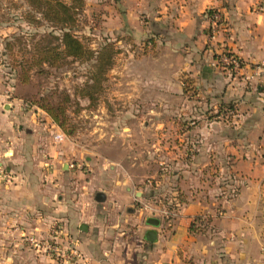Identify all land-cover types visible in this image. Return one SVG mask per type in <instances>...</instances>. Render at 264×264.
Listing matches in <instances>:
<instances>
[{
	"label": "crops",
	"instance_id": "0c3cea01",
	"mask_svg": "<svg viewBox=\"0 0 264 264\" xmlns=\"http://www.w3.org/2000/svg\"><path fill=\"white\" fill-rule=\"evenodd\" d=\"M254 2L98 0L89 4L93 10L100 3L107 33L127 34L147 49L141 48L137 57L138 66L146 68H131L121 75L130 77L124 90L132 108L160 114L161 121L178 113L179 121L194 126L182 135L186 153H193L191 160L169 166L175 174L166 190L179 209L172 227L162 222L154 229V242L145 239L150 227L138 226L133 235L105 227L87 203L77 214L76 204L68 199L72 170L63 158L66 154L52 147L45 132L51 120L45 115L46 123L40 124L0 90V171L9 178L0 177V264H58L40 260L22 242L25 234L49 237L55 223L62 230L58 241L65 246L72 242L82 257L67 264H264L262 232H250V224L245 225L256 218L258 206H264V73L253 71L255 66L264 67V14L253 11ZM210 10L221 15L213 35ZM221 48L243 60L240 74L232 75L215 64ZM227 106L231 111L223 113ZM201 175L210 180H200ZM177 179L188 183L181 185ZM97 193L104 196L102 201L95 200ZM97 193L95 202L107 204L110 214L120 213L124 204L150 201L145 192L130 193L128 188L113 201L104 192ZM214 206H221L222 220L229 225L217 232H193L194 219L202 212L213 218ZM124 235L134 241L123 239Z\"/></svg>",
	"mask_w": 264,
	"mask_h": 264
},
{
	"label": "rangeland",
	"instance_id": "374dc122",
	"mask_svg": "<svg viewBox=\"0 0 264 264\" xmlns=\"http://www.w3.org/2000/svg\"><path fill=\"white\" fill-rule=\"evenodd\" d=\"M64 2L70 4L71 1ZM97 2L83 0L75 31L77 38L93 52L107 44L117 51L109 69L104 74L102 70L99 72L100 79L95 84L92 78L98 77V64L94 60L81 62L68 58L40 63L36 47L50 42L52 48L56 41L47 39L43 43L42 39L57 32L43 22L34 23L28 15L31 14L34 20L39 16L30 12L25 0H0V90L2 96L8 94L7 100L16 99L23 111L40 124L46 123L41 106L61 103L66 108L69 131L51 121L46 124L45 132L52 147L66 154L63 158L69 167L72 166L67 179V186H70L68 199L76 204L77 214H81L84 203H87L86 208L101 216L105 227L113 226L116 233L120 230L130 232L127 235H133L138 226L141 229L149 227L145 224L146 218H155L172 227L173 214L179 206L177 200L168 198L171 194L166 190L167 181L175 174L169 166L191 160L193 153H186L182 135L194 126L188 127L179 121L178 113L170 120L161 121L160 114L152 115L147 110L143 113L141 109L132 108L131 98L124 90L130 77L121 75L127 74L131 68L145 69V66H138L140 58L137 57L147 49L140 43H133L127 34L107 33L105 22L99 15L101 8L97 5L100 3L95 4L93 10L89 5ZM56 129L66 136L63 144L58 146L52 143ZM200 180L210 179L201 175ZM179 183L186 185L188 182ZM126 188L130 193L145 192L150 201L124 204L120 213L110 214L107 204H98L94 200L97 192H104L106 198L113 201L120 198V191L126 193ZM112 204L109 203L110 207ZM258 208L256 218L248 220L245 225L250 224V232H262L264 249V206ZM213 209V218L204 212L196 217L200 220L191 223L193 232H217L220 227L229 225L222 220L224 210L221 206ZM127 235L123 239L133 242L134 239ZM37 255V258L42 257L40 260L48 261V258Z\"/></svg>",
	"mask_w": 264,
	"mask_h": 264
},
{
	"label": "trees",
	"instance_id": "16d2710c",
	"mask_svg": "<svg viewBox=\"0 0 264 264\" xmlns=\"http://www.w3.org/2000/svg\"><path fill=\"white\" fill-rule=\"evenodd\" d=\"M70 4L64 2V0H25L30 12L37 14L39 19L34 20L33 16L29 14L31 20L34 23L43 22L49 25L56 35L50 33L43 37L42 42L45 43L47 39H53L57 43L52 46L50 42L45 43L42 46H37V54L40 57L41 62H50L57 59H72L76 61L86 62L94 60L97 66L98 77L94 76L92 79L95 84L99 82L100 71L103 74L109 69L112 64V58L116 50H114L111 44L105 45L98 52H93L88 49L75 35L77 28V15L78 10L83 6V0H70ZM212 11L210 10L208 16ZM210 33V32H209ZM184 83L188 81L184 80ZM90 96V95H89ZM68 101V98H65ZM45 114L50 120L58 127L65 131L67 130V116L66 108L63 104L57 105H45L41 106ZM230 107L223 108V113H229ZM199 221V218H195L194 221ZM193 224L190 225L193 229Z\"/></svg>",
	"mask_w": 264,
	"mask_h": 264
},
{
	"label": "built area",
	"instance_id": "2783aa9c",
	"mask_svg": "<svg viewBox=\"0 0 264 264\" xmlns=\"http://www.w3.org/2000/svg\"><path fill=\"white\" fill-rule=\"evenodd\" d=\"M253 11L264 14V0H255L253 4ZM209 21V32L211 35L215 33L218 26L221 24V15L217 11H213L208 16ZM215 64L228 71L232 75L240 74L244 67L243 60L235 53L229 52L226 49H219V52L215 56ZM253 71L256 73H264L263 66H255ZM246 80L251 77H246ZM6 98H9L8 94H5ZM66 139L65 134L61 130H57L52 135V141L55 144L64 142ZM72 167V166H70ZM0 177L9 179L8 174L4 171H0ZM62 230L56 223L53 224L49 237L43 238L38 237L34 234H25L22 236V241L35 253L40 254L50 260L59 261L61 263H70L79 261L82 259L80 252L74 245H63L60 243L58 238H61Z\"/></svg>",
	"mask_w": 264,
	"mask_h": 264
},
{
	"label": "water",
	"instance_id": "95a60500",
	"mask_svg": "<svg viewBox=\"0 0 264 264\" xmlns=\"http://www.w3.org/2000/svg\"><path fill=\"white\" fill-rule=\"evenodd\" d=\"M103 199H104V196L101 193L96 194V196H95L96 201H102ZM146 224H148L150 229L146 231L145 239L148 242H154L156 239V231L154 229L158 227L159 220H157L155 218H148L146 221ZM81 229L85 231L86 227L82 224Z\"/></svg>",
	"mask_w": 264,
	"mask_h": 264
}]
</instances>
